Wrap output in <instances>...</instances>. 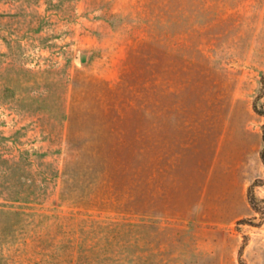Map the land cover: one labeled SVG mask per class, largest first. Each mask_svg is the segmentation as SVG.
<instances>
[{
    "label": "rangeland",
    "instance_id": "374dc122",
    "mask_svg": "<svg viewBox=\"0 0 264 264\" xmlns=\"http://www.w3.org/2000/svg\"><path fill=\"white\" fill-rule=\"evenodd\" d=\"M0 264H264V0H0Z\"/></svg>",
    "mask_w": 264,
    "mask_h": 264
},
{
    "label": "crops",
    "instance_id": "0c3cea01",
    "mask_svg": "<svg viewBox=\"0 0 264 264\" xmlns=\"http://www.w3.org/2000/svg\"><path fill=\"white\" fill-rule=\"evenodd\" d=\"M149 138L147 134L145 138ZM210 164V163H209ZM176 163L173 162L171 167L174 170ZM204 167L209 168L208 162ZM236 167H233L236 170ZM229 179L231 183L223 185L218 189L209 191L208 176L203 177L201 191L197 192L194 198L197 202L192 203L191 192L189 190L184 192L173 191L172 187L166 191V198L168 200L165 217L173 222L187 223L191 221L207 222L213 225H229L242 216L241 207L244 200L246 185L242 178H237L232 182V164L229 163ZM170 173V172H169ZM174 174L173 171L170 173ZM170 179V177H169ZM163 194V193H162ZM182 200L181 205L177 201Z\"/></svg>",
    "mask_w": 264,
    "mask_h": 264
},
{
    "label": "water",
    "instance_id": "95a60500",
    "mask_svg": "<svg viewBox=\"0 0 264 264\" xmlns=\"http://www.w3.org/2000/svg\"><path fill=\"white\" fill-rule=\"evenodd\" d=\"M86 58H87L86 55H82V56H81V60H82V61H85Z\"/></svg>",
    "mask_w": 264,
    "mask_h": 264
}]
</instances>
